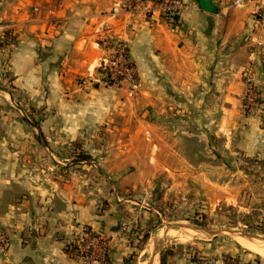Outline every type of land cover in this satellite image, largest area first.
<instances>
[{
    "label": "crops",
    "instance_id": "crops-1",
    "mask_svg": "<svg viewBox=\"0 0 264 264\" xmlns=\"http://www.w3.org/2000/svg\"><path fill=\"white\" fill-rule=\"evenodd\" d=\"M119 1L0 0V35L17 37L9 60L11 46L0 47V72L10 62L16 90L44 106L39 125L0 121V232L7 237L0 264H149V193L165 181L176 194L189 180L214 185L201 165L202 156L216 163L218 137L231 154L264 156V26L254 3L183 0L172 25L120 9ZM109 33L128 43L138 90L98 72ZM249 70L262 99L247 115ZM190 143L201 155L188 152ZM74 144L101 154L60 175L58 149ZM40 149L48 155L36 157ZM80 226L105 235L97 260L73 248ZM173 264L227 263L212 249L199 260L182 252Z\"/></svg>",
    "mask_w": 264,
    "mask_h": 264
},
{
    "label": "rangeland",
    "instance_id": "rangeland-1",
    "mask_svg": "<svg viewBox=\"0 0 264 264\" xmlns=\"http://www.w3.org/2000/svg\"><path fill=\"white\" fill-rule=\"evenodd\" d=\"M16 38L13 34L0 35V47L11 46L10 57L4 60L11 58ZM5 64L6 67L0 72V121H7L8 125L18 123L39 125L44 117V106L16 90L10 82L11 70L7 68L10 62ZM136 79L140 85L134 90L141 87L137 75ZM124 83L129 84L132 89L129 82L124 81ZM242 103L247 115L254 114L246 111L244 98ZM192 138L188 140L194 142L198 137L192 136ZM203 143L199 141L200 145ZM190 144L188 152L190 154L192 152V156L197 155L196 157L201 155L199 148H192L196 144ZM213 144L217 153L216 163H213L212 158L202 156L206 163L202 164L201 168L205 171L210 169V179L215 186L211 184L209 189H206L207 186L203 182L189 180L176 194L175 191L173 193L168 191L170 183L165 181L160 183L157 189L155 188L154 193L148 194L147 202L150 204V211L155 210L148 221V238L143 243L144 257L147 262L154 245H158L157 256L161 259L163 254L165 264H173L175 257L182 252H187L190 258L199 260L202 250L212 249H216L218 257L227 264H264V257L242 245L239 242L240 235L230 231L242 230L254 236L264 237V156L249 157L231 154L225 148L223 137H218ZM31 151L32 148L26 153L34 154ZM40 153L48 155L46 149H40L35 156H39ZM100 154V149L74 147V145L58 149L57 159L64 163L57 168L58 174L64 175L71 168H75L80 160H85L86 163L97 161ZM33 166V161H26L24 168L33 170ZM37 170L39 169H34V171ZM204 182L208 183L207 180ZM172 223L192 224L203 227L209 232H199L188 228L170 229L165 232L163 226ZM215 232L218 233L217 237L213 235ZM255 240L264 243V240ZM208 245L210 248L205 247ZM157 264H161L158 258Z\"/></svg>",
    "mask_w": 264,
    "mask_h": 264
},
{
    "label": "built area",
    "instance_id": "built-area-1",
    "mask_svg": "<svg viewBox=\"0 0 264 264\" xmlns=\"http://www.w3.org/2000/svg\"><path fill=\"white\" fill-rule=\"evenodd\" d=\"M246 3H254L256 22L264 26V0H231L232 6H241ZM117 6L132 13L143 12L147 17L158 14L172 25H178L186 5L183 0H120ZM100 44L104 54L98 68L105 70L115 84L129 82L131 90L135 91L134 89H137L140 84L136 79L137 68L129 59L128 43L109 33L101 39ZM245 84L243 98L246 111L255 113L261 104L262 90L250 70L245 74ZM75 230L73 246H76V253L81 259L97 260L105 253L108 242L103 233L85 226L77 227ZM6 241V235L0 232V252L5 251Z\"/></svg>",
    "mask_w": 264,
    "mask_h": 264
},
{
    "label": "water",
    "instance_id": "water-1",
    "mask_svg": "<svg viewBox=\"0 0 264 264\" xmlns=\"http://www.w3.org/2000/svg\"><path fill=\"white\" fill-rule=\"evenodd\" d=\"M163 227H165L164 228L165 232H168L170 229L181 230V229H184V228L194 229V230L199 231V232H209V230H207V229H205L203 227H199V226L192 225V224L172 223V224L164 225ZM230 231L232 233H234V234L241 235V236H244V237H247V238H253L254 237V235H252L250 233H246V232H244L242 230H230ZM156 232H158V230ZM213 235L215 237H217L218 233L215 232V233H213ZM158 249H159L158 245H154L149 264H155V261H156L157 258H158L159 261H161V259L157 256Z\"/></svg>",
    "mask_w": 264,
    "mask_h": 264
},
{
    "label": "bare ground",
    "instance_id": "bare-ground-1",
    "mask_svg": "<svg viewBox=\"0 0 264 264\" xmlns=\"http://www.w3.org/2000/svg\"><path fill=\"white\" fill-rule=\"evenodd\" d=\"M188 229H190V228H188ZM192 230H194V229H192ZM194 231H196V230H194ZM192 236H193V233H192ZM241 237H243V238H241ZM255 239L264 240V237L254 236L253 238H247V237L240 235L239 242L242 245H244L245 247L257 252L258 254H260V256L264 257V243H263V241H258ZM155 264H157V259L155 261Z\"/></svg>",
    "mask_w": 264,
    "mask_h": 264
},
{
    "label": "trees",
    "instance_id": "trees-1",
    "mask_svg": "<svg viewBox=\"0 0 264 264\" xmlns=\"http://www.w3.org/2000/svg\"><path fill=\"white\" fill-rule=\"evenodd\" d=\"M98 72L101 73V76H102V78L104 80H106L107 82H110V83H114V81L111 80L110 77L107 75V73H106L105 70H103L102 68H98ZM117 82L119 83V80ZM74 147H80V146L78 144H74ZM147 238H148V235H145L144 239H147ZM73 248L76 251V246H74ZM161 264H165V258H164V255L163 254L161 255Z\"/></svg>",
    "mask_w": 264,
    "mask_h": 264
}]
</instances>
